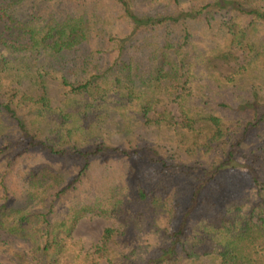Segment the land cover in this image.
<instances>
[{
    "label": "trees",
    "instance_id": "trees-1",
    "mask_svg": "<svg viewBox=\"0 0 264 264\" xmlns=\"http://www.w3.org/2000/svg\"><path fill=\"white\" fill-rule=\"evenodd\" d=\"M0 230L17 264H264V0H0Z\"/></svg>",
    "mask_w": 264,
    "mask_h": 264
},
{
    "label": "rangeland",
    "instance_id": "rangeland-1",
    "mask_svg": "<svg viewBox=\"0 0 264 264\" xmlns=\"http://www.w3.org/2000/svg\"><path fill=\"white\" fill-rule=\"evenodd\" d=\"M207 36L208 37L203 38L202 40L205 41L210 46L215 45L216 40L211 35H207ZM200 43H201V46L204 45L202 41H200ZM225 68H228V67L225 66ZM204 74H206V69L203 68V65L200 63L193 71L192 76H191L192 79L190 80V82L192 81L194 90L187 94L186 101H185L186 104L190 105L191 107L202 109L205 106H208V105H204L203 103L204 100L201 98V95H200L201 89L199 85L204 84V83L206 84V79H205L206 76ZM53 93H54L55 100H56L58 96L55 90H53ZM169 101H171L170 108H171L172 114H174L176 118H179L181 114L179 102L174 101L173 98H170ZM40 161H47V162L52 161V156L43 151L36 150L31 156L28 157L26 165L27 163H38ZM118 224L120 225L119 221L113 217L89 214L85 216L79 222L74 232V235L76 239L83 241L86 248L90 249L94 247L95 244L101 241L104 229L107 226H110V225L118 226ZM0 240L13 241L12 243L16 244L18 247H21L24 250L30 251L31 249V246L28 242H25L21 239L13 238L8 233L2 230H0ZM9 250L10 248H5V250L4 248L3 250L0 249V264L1 263L17 264L18 261L16 260L18 259V256L12 255L10 253L11 251L9 252ZM62 264H68V263L64 262ZM100 264H106V262H102Z\"/></svg>",
    "mask_w": 264,
    "mask_h": 264
}]
</instances>
